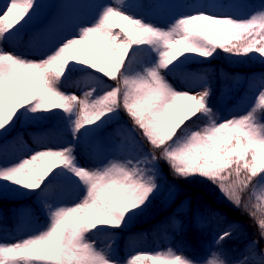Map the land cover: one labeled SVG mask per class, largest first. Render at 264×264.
I'll return each instance as SVG.
<instances>
[{
	"label": "snow or ice",
	"instance_id": "obj_1",
	"mask_svg": "<svg viewBox=\"0 0 264 264\" xmlns=\"http://www.w3.org/2000/svg\"><path fill=\"white\" fill-rule=\"evenodd\" d=\"M88 6L92 5H62L66 9ZM95 7L102 11L91 24H78L75 35L62 39L43 59L33 60L5 46L39 14L41 4L8 0L3 5L0 137L23 114L59 111L75 140L82 130L87 134L102 127L123 109L152 151L90 168L80 165L75 144L67 143L19 162L0 163V181L40 192L48 214L42 230L15 242H0V264H119L91 237L106 228H120L130 213L150 201L159 187L158 159L166 161L177 177L214 183L234 206L258 221L264 236V87L245 114L221 120L209 104L210 90L180 91L165 75L181 58L211 59L218 50L235 57L264 58V11L238 20L193 5L197 11L163 28L129 14L131 5ZM117 19L126 24L116 23ZM76 65L115 80V87L98 97L93 89L83 99L66 93L62 82ZM200 120L207 123L199 126ZM8 149L6 140L0 142V154ZM61 178L83 188V198L72 206L62 204L60 194L53 191ZM257 185L262 189L258 202L249 204L245 194ZM231 235L230 226L217 243ZM254 258L250 248L243 259L226 261L213 253L211 259L198 262L168 248L155 254L136 252L127 264H248ZM255 264H264V253Z\"/></svg>",
	"mask_w": 264,
	"mask_h": 264
},
{
	"label": "rangeland",
	"instance_id": "obj_2",
	"mask_svg": "<svg viewBox=\"0 0 264 264\" xmlns=\"http://www.w3.org/2000/svg\"><path fill=\"white\" fill-rule=\"evenodd\" d=\"M142 0H123V5L119 4V0H38L41 4L39 14L28 24L25 25L17 39L7 44L5 47L16 54L24 56L28 59L40 60L58 44L62 39L75 35L77 25H89L102 11V8L95 6L112 5L114 7H128L129 14H133L138 18H142L140 13V4ZM149 9L146 16L143 17L147 22L153 23L159 27L168 28L176 18L181 15H190L197 11L193 5H202L203 10L214 12V14L231 15L238 20L249 18L257 12L264 11V0L249 2L248 0H149ZM8 0H0V12L3 11V5ZM80 4L92 5L88 7H78L74 9L63 8L65 4ZM157 5H160L159 7ZM138 6V7H137ZM33 36V38L31 37ZM30 38L27 46L22 44L23 38ZM155 59V56L153 57ZM143 61V56L140 57ZM205 59L197 56H189L181 58L171 71L165 73L166 78L180 91H190L192 93H199L205 88L210 90L211 83L209 74L201 72L194 68L195 63L203 62ZM256 60L264 62V58L256 55ZM235 70L234 84L232 88L237 92L233 98L227 97L224 93L222 97H218V102L213 110L218 118L229 119L233 116H240L245 114L254 105L257 93L261 87H264V69H251L245 71L233 68ZM73 70L67 74L66 79L62 82V90L66 93L76 95L83 99L86 92L93 91V96L98 97L102 95L108 88L115 87V83L105 80L101 75L86 74L75 76ZM191 83V84H190ZM231 89V88H230ZM47 113L25 115V121L22 129L13 135L15 124L10 127L4 137H0V142L6 140L9 145L6 154H0V163L2 162H19L21 158L28 157L32 153L42 150H57L66 146L67 143H73L76 146L77 160L83 167L95 168L109 163L110 161H122L131 156L142 157L151 151L145 148L147 140L138 138L135 129L126 124H117L119 120V113L116 118L109 120L102 127L87 131L82 130L78 137L73 140L71 131L69 129L67 120L63 113V121L58 126H46ZM156 179L159 185L158 193L162 190V174L163 168L159 160L155 162ZM58 185L53 188L54 192L60 194L59 200L62 204L72 206L83 198L84 191L82 187L71 184L61 178ZM261 186L257 185L253 188L252 194L257 199L261 194ZM32 191L21 188L19 186L11 185L8 182L0 181V196H9L13 200H19L25 194H32ZM36 193L35 201L39 205L40 210L48 219L47 210L43 206L42 195L40 192ZM154 193V194H155ZM153 194V195H154ZM219 199L233 205L220 191ZM53 197H49V202H52ZM191 196L184 193L181 189H174L169 200L168 209L174 208L181 212V215L175 219L174 229L178 230L183 224L184 212L190 210ZM136 210L135 213H130L125 224H133L137 214L144 210ZM16 215L22 220L24 227L20 231L10 232L2 228L0 224V242H15L33 235L35 232L42 230L48 224V221L42 222L39 220V215L29 206H19L16 209ZM1 218V210H0ZM192 219L196 224H205L210 230L211 238L210 244L206 249V254L200 257H188L182 250H174L172 242L176 238L175 234L171 236H163L150 244L148 241L135 240L128 250H120L117 243H114L115 237L119 235V228H106L103 232L98 233L97 236L91 237L98 248L106 250L119 264H127L131 254L136 252L153 251L163 252L168 248L187 256L188 258L202 262L212 258L213 253L221 255L219 243L217 240L220 236L219 232L211 229V222L202 212H197L192 215ZM239 223H236L237 226ZM134 226L131 225V227ZM122 227V226H121ZM233 229V227H231ZM152 246V247H151ZM255 253V258H259V254L264 253L260 251L257 240H252L244 253L239 254L238 257H233L232 260L243 259L248 253L249 249Z\"/></svg>",
	"mask_w": 264,
	"mask_h": 264
},
{
	"label": "trees",
	"instance_id": "obj_3",
	"mask_svg": "<svg viewBox=\"0 0 264 264\" xmlns=\"http://www.w3.org/2000/svg\"><path fill=\"white\" fill-rule=\"evenodd\" d=\"M248 1L254 3L260 0ZM149 2V0L141 1L140 13L142 14V18L147 14ZM116 23L121 25L126 24L125 21L118 19ZM27 42L28 38H24L22 44L25 46ZM234 67L245 71L255 68L261 70L264 69V62L256 60V55L235 57L218 50L217 54L211 59H205L203 62L194 64V68L209 74L211 82L209 104L212 108L218 102V97H221L224 92L229 93L227 97L230 99L234 95H237V92L232 88L236 76ZM72 70L74 73H78L75 76L97 74L101 75L105 80L116 84L115 80H110L98 72L84 69L81 65H76ZM119 112L120 118L118 123L133 126L138 138H143L142 130L134 125L126 111L121 109ZM57 113L59 111L47 113L46 126H58L57 123L60 124L62 122L63 117L58 116ZM25 115H21L17 120L13 135L22 129ZM206 123V120L197 122L199 126H203ZM145 148L152 151L151 145L148 142L145 143ZM156 155L159 156V153H156ZM158 160L163 168V188L158 193H155L145 205L144 210L136 215L133 222L134 226L131 227L133 224H129L119 228V235L115 237L114 243H117L116 245L120 250L127 251L129 245L135 240L148 241L150 244H153L163 236L175 234L176 238L172 242L174 250H182L188 257L203 256L206 254V249L211 243L210 230L207 229L205 224H196L192 219V215L202 212L210 220L211 229L218 231L220 234L230 226L233 227L232 235L220 241L219 244L220 249L218 250L221 251L222 258L226 261L232 260L233 257H238L239 254L244 253V250L252 240L258 241L260 247L259 253L264 252V236L260 234L258 221L251 217L247 211L219 199L218 194L220 189L211 181L200 177H190L188 179L177 177L166 161L163 159ZM175 188L181 189L184 193L191 196L190 210L182 214L185 221L178 230L174 229V225L175 219L181 215V212L172 207L168 209L170 196ZM252 191L253 189L246 193L244 197L249 204L258 202L253 196ZM35 194H25L19 200H13L9 196H0V224L4 230L14 233L23 229L24 224L16 215V209L21 205L29 206L34 210L39 215L40 221H48L35 202ZM236 223L239 224L235 226ZM144 253L155 254L152 250ZM248 264H255V259H250Z\"/></svg>",
	"mask_w": 264,
	"mask_h": 264
}]
</instances>
